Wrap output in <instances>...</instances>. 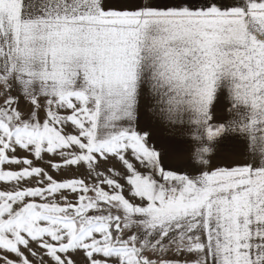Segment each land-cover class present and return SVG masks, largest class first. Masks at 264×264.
<instances>
[{
	"label": "snow or ice",
	"instance_id": "snow-or-ice-1",
	"mask_svg": "<svg viewBox=\"0 0 264 264\" xmlns=\"http://www.w3.org/2000/svg\"><path fill=\"white\" fill-rule=\"evenodd\" d=\"M0 264H264V0H0Z\"/></svg>",
	"mask_w": 264,
	"mask_h": 264
}]
</instances>
